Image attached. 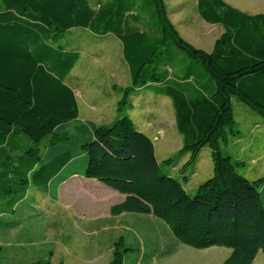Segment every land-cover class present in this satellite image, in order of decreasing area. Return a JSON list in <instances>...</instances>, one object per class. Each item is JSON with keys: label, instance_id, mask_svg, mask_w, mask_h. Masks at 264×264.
<instances>
[{"label": "trees", "instance_id": "16d2710c", "mask_svg": "<svg viewBox=\"0 0 264 264\" xmlns=\"http://www.w3.org/2000/svg\"><path fill=\"white\" fill-rule=\"evenodd\" d=\"M196 10L223 29L209 53L179 35L164 0H0L2 208L23 201L31 187L54 195L79 175L126 196L111 207L112 216L165 223L174 243L156 254L144 251L141 261L170 257L179 244L230 249L222 264H253L259 252L264 256V176L247 179L243 162L227 149L240 135L237 106L264 119V14L224 0H196ZM79 29L118 41L128 68L129 84L118 90L108 127L80 121L67 82L80 53L58 42ZM143 91L170 101L180 153L189 155L184 170L203 150L210 153L212 175L193 196L160 172L148 140L136 133L127 110ZM78 158L84 169L70 171ZM129 252L120 237L109 264H125Z\"/></svg>", "mask_w": 264, "mask_h": 264}, {"label": "rangeland", "instance_id": "374dc122", "mask_svg": "<svg viewBox=\"0 0 264 264\" xmlns=\"http://www.w3.org/2000/svg\"><path fill=\"white\" fill-rule=\"evenodd\" d=\"M224 1L248 14H264V0ZM164 3L179 35L192 46L211 52L216 39L223 32L222 27L208 24L199 17L196 0H164ZM99 39L79 29L66 34L58 45L73 47L80 53V60L67 80L77 98L80 121L108 127L116 116V103L120 98L118 90L127 87L129 74L119 42L112 37ZM144 92L140 97L131 99L127 113L136 133L148 140L160 172L166 175L175 171L173 167L181 159L179 152L182 141L174 129V114L169 101ZM260 120L264 122V119ZM261 130L264 132L262 127ZM45 143L43 141L40 145L42 150ZM199 156L200 165L193 172L190 169L187 171L191 186L198 181L202 183L205 177L212 174V163L210 157L207 158V152ZM262 163L263 159H254L250 165L255 168L262 166ZM182 165L180 162L178 169ZM243 167H240L242 171ZM69 169L81 172L84 169L83 160L78 158L70 164ZM173 174L178 177L176 172ZM76 178L78 180H71L59 187L54 195L43 188H29L28 202L32 204L29 219L19 230L0 236V246L12 248L7 257L9 260L13 258L14 264H109L113 244L120 237L125 239L126 247L133 250L128 253L125 264H222L231 253L230 249L224 247L199 250L179 244L175 254L169 258L150 263L147 259L141 261L144 251L156 254V251H150L148 246L144 248L141 244L139 235L142 224L133 216H112L110 207L118 199H107L106 189L100 191L92 182L120 197L126 196L95 179ZM194 193L195 189L188 190L189 195L193 196ZM156 222L161 233L166 225L157 219ZM152 223L154 225V221ZM253 264H264L261 252Z\"/></svg>", "mask_w": 264, "mask_h": 264}, {"label": "crops", "instance_id": "0c3cea01", "mask_svg": "<svg viewBox=\"0 0 264 264\" xmlns=\"http://www.w3.org/2000/svg\"><path fill=\"white\" fill-rule=\"evenodd\" d=\"M154 98H161L163 100H168L167 98H164V97H154ZM235 119H236V125L239 128L240 135H239V139L236 141V143L234 144L232 148L229 146L227 147V149L230 152L229 154L232 156L234 160L243 162L242 165L244 166L243 167L244 169L243 171L241 170V173L247 179L252 181L260 177H263L264 176V164L262 163V166L255 167V168H252V165L250 164H252L254 159L264 160V132L261 130V127L264 129V122L254 117L248 110H245V108L241 106H237L235 109ZM259 126L261 127L259 128ZM204 152H207V158L209 159L210 157L209 151L203 150L201 153H204ZM180 154H181V159L178 161L175 167H173V170L175 171L169 174H166V175L179 180L187 193L189 189H195L196 191L197 187L201 184L200 183L201 181H198L194 183L196 185L191 186V183H190L191 178L187 171L188 169H190L192 172L195 171L194 168L200 165L201 157L198 156L199 158L197 157L198 160H196V163L192 166H189L187 169L184 170L183 166L189 160V155L182 154V153ZM182 160H185V162H182ZM180 162L183 163V165L181 166L180 169H178L177 166L180 164ZM174 172H176L178 177L173 174ZM211 175L212 174L210 173L207 177H205L202 183L206 181L207 179H209ZM77 176L79 175L72 176L70 179L65 181L59 187L63 186L64 184H66L67 182L71 180L72 181L74 179L78 180V178H76ZM79 181H82V180L79 179ZM92 183L95 185V187H98L99 188L98 190L100 191H105L104 189H106L107 192L105 194L108 197L107 199L109 200L118 199L116 203L114 202L112 203L113 205H111V207L125 200L124 196L120 197L114 192L109 191L107 188L98 186L96 182H92ZM29 198L30 197H29V192H28L27 197L23 201H21L17 205H14L11 208L9 206L7 207L5 206L2 208L1 207L2 205H0V236L13 233L23 227L25 221L29 219L30 213L32 212V204L28 202L30 201ZM122 215H129V216L136 217L137 221L140 222V225L142 224V227L140 226V235H139L140 240L147 242V245L149 246L151 250H155L158 253L159 250H162V249L164 250L166 245H168V243H170L171 245L174 243L172 236L167 232V229L165 227L162 228L161 233L158 231V222H156V220L152 216L136 215V214H122ZM153 221H154V225L152 223ZM0 248H1L0 264H14L13 263L14 259L11 258V260H9L7 257V253L9 249L12 250V248L8 246H3V247L0 246ZM165 258H169V257H165ZM163 259L158 260V259L153 258L151 262L152 261L158 262ZM29 263H26V264H29Z\"/></svg>", "mask_w": 264, "mask_h": 264}]
</instances>
